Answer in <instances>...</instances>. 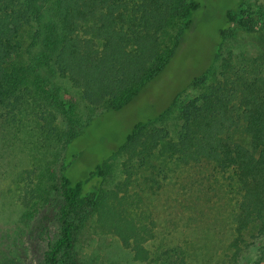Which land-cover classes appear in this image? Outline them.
<instances>
[{
  "label": "trees",
  "instance_id": "obj_1",
  "mask_svg": "<svg viewBox=\"0 0 264 264\" xmlns=\"http://www.w3.org/2000/svg\"><path fill=\"white\" fill-rule=\"evenodd\" d=\"M200 6L199 0H0V116L15 123L29 120L36 127L54 120L45 95L57 86L63 90L55 82L51 86L55 75L66 78L90 107L118 110L166 66ZM224 19L215 58L235 33L233 24L264 53V13H254L240 0ZM25 29L30 41L23 58ZM259 80L207 84L204 73L191 82L203 91L182 106L176 135L143 129L171 111L179 96L160 114L137 122L113 152L129 150L165 179L170 165L190 160H206L215 172L227 174L222 177L229 183L227 216L237 230L254 233V241L238 247L231 264L248 251L255 255L249 264H264V79ZM60 104L71 125L67 133L51 123L35 131L43 141L59 145L49 163L59 162L53 170L62 199L59 236L44 264H58L60 251L73 250L74 233L95 206L105 175L102 161L79 179L68 176L71 162L61 161V154L98 115L81 119L73 114L71 101Z\"/></svg>",
  "mask_w": 264,
  "mask_h": 264
},
{
  "label": "rangeland",
  "instance_id": "obj_2",
  "mask_svg": "<svg viewBox=\"0 0 264 264\" xmlns=\"http://www.w3.org/2000/svg\"><path fill=\"white\" fill-rule=\"evenodd\" d=\"M199 1L166 66L118 110L92 108L66 78H51V86L55 82L63 90L57 86L45 95L55 118L40 125L51 123L67 133L71 125L60 102L71 101L73 114L81 119L98 115L61 154V161L71 162L68 176L79 179L102 161L105 168L96 204L75 231L73 250L60 251L58 264H231L238 247L251 243L254 233L237 230L227 216L228 182L222 178L227 174L215 172L206 160L170 165L165 179L129 150L113 153L137 122L160 114L179 96L171 111L143 129L162 128L176 135L182 106L203 91L191 82L204 73L207 84L264 79V53L235 24V33L214 57L225 11L240 0ZM241 1L254 13H264V0ZM29 32L21 35L23 58ZM36 124L0 116V264H44L46 251L59 236L62 199L53 175L59 162L49 167L59 145L43 141ZM254 256L244 252L238 264H249Z\"/></svg>",
  "mask_w": 264,
  "mask_h": 264
}]
</instances>
